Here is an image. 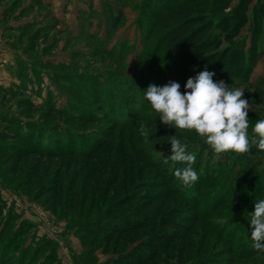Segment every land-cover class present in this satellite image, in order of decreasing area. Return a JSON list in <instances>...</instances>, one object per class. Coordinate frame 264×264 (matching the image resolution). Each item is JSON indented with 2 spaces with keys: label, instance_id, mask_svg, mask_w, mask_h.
I'll return each instance as SVG.
<instances>
[{
  "label": "rangeland",
  "instance_id": "obj_1",
  "mask_svg": "<svg viewBox=\"0 0 264 264\" xmlns=\"http://www.w3.org/2000/svg\"><path fill=\"white\" fill-rule=\"evenodd\" d=\"M150 1L0 0V264H264L250 224L264 152L216 154L144 98L170 81L183 93L207 69L244 90L252 135L264 119V0H206L209 19L230 18L173 72L161 38L172 4ZM173 135L196 155L198 180L175 177L164 192L161 170L180 165L164 163Z\"/></svg>",
  "mask_w": 264,
  "mask_h": 264
},
{
  "label": "clouds",
  "instance_id": "obj_2",
  "mask_svg": "<svg viewBox=\"0 0 264 264\" xmlns=\"http://www.w3.org/2000/svg\"><path fill=\"white\" fill-rule=\"evenodd\" d=\"M214 75L207 69L200 71L187 80L183 93L181 85L175 81L164 86L150 84L144 98L164 125L194 130L216 154H248L253 147L264 152V119L255 123L249 135L248 111L252 105L242 98L244 90L230 87L223 80L214 81ZM143 135L149 138L147 131ZM167 141L171 144V155L164 163L183 165L175 167L173 174L184 185L197 181L198 174L193 167L196 155L187 151V145L176 135L168 137ZM250 215L253 248L264 253V199L255 203Z\"/></svg>",
  "mask_w": 264,
  "mask_h": 264
},
{
  "label": "trees",
  "instance_id": "obj_3",
  "mask_svg": "<svg viewBox=\"0 0 264 264\" xmlns=\"http://www.w3.org/2000/svg\"><path fill=\"white\" fill-rule=\"evenodd\" d=\"M221 1V0H219ZM150 2H154V4L160 9L162 7V4L166 6L168 3L172 4V6L169 7V10H167L170 18L173 21V25L168 28V30L164 33V36L161 37L162 40L165 38V42L168 43V46H170V49L175 51L176 58L173 61V64H171V72H173V69L176 67L174 65V62L180 58L179 54L180 52L184 51V49L187 51V61L190 62V67L192 65V61L201 55L206 54L209 49L211 44L213 43L212 41H209L212 37L213 31H217V29L224 28L226 23L228 22V19L230 18V15H222L221 19L219 22L215 23V20L209 19L208 16L204 12V7L211 6L208 4L206 0H151ZM264 4V1H261ZM176 7V8H174ZM238 8V5L236 6V10ZM158 13V12H157ZM150 15V14H149ZM163 16L159 17H166V13L162 14ZM152 16H156V12L152 13ZM209 41V42H207ZM189 67V68H190ZM188 68V70H189ZM111 108V107H110ZM122 124V123H120ZM119 124V125H120ZM7 135L4 133H0V143H4L5 139H7ZM41 139H37V146H41ZM45 143V142H44ZM49 145V143L44 144L43 148L40 150L41 154H50L51 150L49 148H46ZM36 147V150L38 147ZM95 146H98L95 144ZM42 147V146H41ZM48 150V151H46ZM88 152V150H85ZM38 152V150H37ZM255 153V150H250V153L248 154H253ZM85 154V152H83ZM89 154V153H88ZM199 165V164H197ZM180 165H178L179 167ZM204 168L202 170V175L203 177L200 176V181L204 183L205 178L208 179L209 175L205 174V172L208 170L207 165H203ZM198 169V168H197ZM202 169V168H201ZM200 169V170H201ZM162 178L163 180V191L164 192H169L172 191V188L170 187V183L174 181L175 176L173 174L174 170H167L164 172L161 170ZM199 183V182H198ZM199 183L198 185H200ZM206 186V184L203 185V187ZM204 189V188H202ZM199 191V190H198ZM181 193V192H179ZM145 193L142 194V196ZM199 192L196 193L195 199L193 197H188L187 198H193L194 203L192 205H195V209L197 210L199 205H200V198ZM156 196V195H154ZM181 197V196H180ZM264 199V190L257 195V200ZM187 201V200H186ZM190 202V201H189ZM223 202V200H220V204ZM188 203V201H187ZM212 209H207L204 211V213H211ZM213 212V211H212ZM251 219V218H250ZM227 239H230L229 237H225ZM229 241V240H228ZM231 243V242H230ZM233 254H235L232 251Z\"/></svg>",
  "mask_w": 264,
  "mask_h": 264
}]
</instances>
